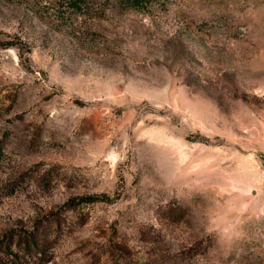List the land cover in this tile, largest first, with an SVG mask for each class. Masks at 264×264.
Segmentation results:
<instances>
[{
	"label": "rangeland",
	"instance_id": "obj_1",
	"mask_svg": "<svg viewBox=\"0 0 264 264\" xmlns=\"http://www.w3.org/2000/svg\"><path fill=\"white\" fill-rule=\"evenodd\" d=\"M0 264H264V0H0Z\"/></svg>",
	"mask_w": 264,
	"mask_h": 264
},
{
	"label": "trees",
	"instance_id": "obj_2",
	"mask_svg": "<svg viewBox=\"0 0 264 264\" xmlns=\"http://www.w3.org/2000/svg\"><path fill=\"white\" fill-rule=\"evenodd\" d=\"M85 199H91V197L90 198H85Z\"/></svg>",
	"mask_w": 264,
	"mask_h": 264
}]
</instances>
